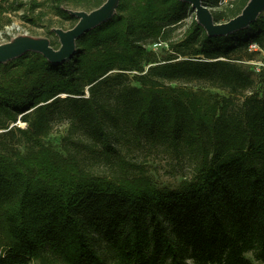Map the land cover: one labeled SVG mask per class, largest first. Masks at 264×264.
Instances as JSON below:
<instances>
[{"label":"trees","instance_id":"trees-1","mask_svg":"<svg viewBox=\"0 0 264 264\" xmlns=\"http://www.w3.org/2000/svg\"><path fill=\"white\" fill-rule=\"evenodd\" d=\"M104 1L0 0V29L16 9L51 26L47 8L71 28L70 10ZM201 1L215 22L248 2ZM194 17L182 0H119L69 59L0 62V264H264V65H249L264 10L225 35ZM53 120L68 124L60 151ZM151 151L189 175L156 180Z\"/></svg>","mask_w":264,"mask_h":264},{"label":"water","instance_id":"water-1","mask_svg":"<svg viewBox=\"0 0 264 264\" xmlns=\"http://www.w3.org/2000/svg\"><path fill=\"white\" fill-rule=\"evenodd\" d=\"M119 0H105L99 7L90 11L70 10L77 18L69 29L53 28L60 46L54 49L47 38L20 36L0 45V62L17 57L26 51L41 53L48 61L60 63L69 59L75 52V39L92 27L110 19ZM190 3L195 20L203 26L208 35H225L249 25L264 10V0H248L241 12L223 22H215L209 8L201 0H182Z\"/></svg>","mask_w":264,"mask_h":264},{"label":"rangeland","instance_id":"rangeland-1","mask_svg":"<svg viewBox=\"0 0 264 264\" xmlns=\"http://www.w3.org/2000/svg\"><path fill=\"white\" fill-rule=\"evenodd\" d=\"M22 9H16L12 11L6 12V15L10 17L9 24L5 25L2 29H0V45L11 41L20 36H31V37H42L47 38L50 41H56L59 43L58 36L52 30L53 28H62L63 30L69 29L67 22L60 26L58 17L53 14L51 10L47 8V15L45 19H50L52 22L51 26L48 25L47 20L42 21L39 25H33L26 22L23 18H21ZM194 14V11H193ZM185 21H190V17ZM67 24V25H66ZM185 25L182 23L178 24V27L173 31L172 37L173 39L178 38L183 32ZM50 29L52 32L49 33L47 30ZM60 45V43H59ZM147 48L153 49L156 51L159 56L163 55L167 49V45L165 43H161L158 46H153V44H147ZM249 48H252L249 45ZM249 65L255 69H258L260 66L264 65V51L258 56L256 61H250ZM17 126L24 127L26 125L25 122L21 121L18 117L16 122L13 123ZM67 122L66 121H58L53 120L52 122V131L49 133L45 142L50 144L54 149L61 150L62 148V137L65 135L67 130ZM143 158L145 160V164L149 173H152L156 180L162 183H178L184 176L188 174V168L186 163H181L179 165L174 164L173 160L169 159L164 154L158 151H151L148 154L142 153ZM30 264H38V261L35 260Z\"/></svg>","mask_w":264,"mask_h":264},{"label":"built area","instance_id":"built-area-1","mask_svg":"<svg viewBox=\"0 0 264 264\" xmlns=\"http://www.w3.org/2000/svg\"><path fill=\"white\" fill-rule=\"evenodd\" d=\"M223 1H227V0H223ZM161 44V42H155V43H153V46H158V45H160ZM251 47L252 48H255V45L254 44H251ZM251 49V48H250Z\"/></svg>","mask_w":264,"mask_h":264}]
</instances>
